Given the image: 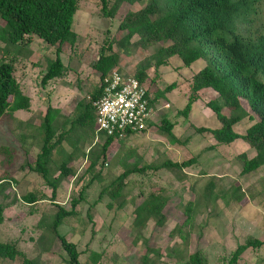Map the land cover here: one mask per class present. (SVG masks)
<instances>
[{
    "label": "rangeland",
    "instance_id": "obj_1",
    "mask_svg": "<svg viewBox=\"0 0 264 264\" xmlns=\"http://www.w3.org/2000/svg\"><path fill=\"white\" fill-rule=\"evenodd\" d=\"M147 3L119 6L116 0H79L73 19L76 41L73 45L65 43L60 49L64 73L61 78L43 85L41 79L48 61L55 58L56 46L36 36L29 45L11 44L0 33V62L14 67L21 92L30 100L28 110L6 113L0 119V147L21 142L20 154L26 167L21 179L22 194L33 191L45 197L34 206L35 213L25 214L26 218L18 225L20 228H15L14 237L21 230L20 246L32 260L31 264H67L66 254L49 229L58 211L51 200V189L38 173L29 170L41 152V124L47 107L56 110L52 114L51 143L56 142L61 133L66 134L49 158V175L58 177L59 166L68 155H72L75 172L60 182L56 200L70 210V201L83 193V201L75 214L58 228L61 235L76 245L81 264H90L93 252L100 255L98 264H187L188 256L197 251L204 257L205 264H227L235 249L248 239L264 240V168L243 174V160L239 157L244 154L251 158L254 150L240 139L222 148H210L215 144L214 137L198 132L202 127L218 129L221 126L206 106L214 99L211 92L202 93L186 116L180 113L190 95L192 74L205 66L204 60L184 66L174 56L167 65L155 68L154 55L163 43L140 46L135 36L127 44V50L119 48L125 35L119 28L124 16ZM257 11L251 24L245 27L247 35H264V3ZM2 27L0 20V30ZM108 45L119 56L116 69L133 74L143 64L148 65L144 82L151 98L160 96L154 100V118L149 122L148 133L134 134V141L129 140L127 144L126 139L114 141L102 165L103 138L95 137L93 126L78 127L74 121L77 104L89 102L99 85V73L92 64L98 59L100 49ZM173 83L176 84L173 90L164 91ZM241 103L248 113L244 101ZM224 113L228 115L229 111L224 110ZM162 119L173 124L171 133L176 141H171L167 133L159 129ZM252 123L246 117L233 129L245 134ZM192 158L195 162L181 169L161 168L166 161L181 163ZM89 164L94 165L88 168ZM133 165L146 167V170L129 176L125 187L112 197L109 194L112 183ZM17 168L7 165L0 155V178L8 177L6 172L10 170L18 183L20 171L17 173ZM12 185L10 182V188ZM149 196L166 200L162 211L165 221L161 226L156 225L155 220L139 221L143 227L136 229L134 210ZM25 209L24 212H28L29 207ZM4 226L7 224L0 227L1 233ZM6 240L0 235V242ZM13 264L22 262L16 259ZM238 264H264V245L246 249Z\"/></svg>",
    "mask_w": 264,
    "mask_h": 264
},
{
    "label": "trees",
    "instance_id": "obj_2",
    "mask_svg": "<svg viewBox=\"0 0 264 264\" xmlns=\"http://www.w3.org/2000/svg\"><path fill=\"white\" fill-rule=\"evenodd\" d=\"M79 0H0V20L3 27L0 33L11 44L29 45L34 36L50 46H56L55 58L48 61L46 72L41 79L45 84L53 79L61 78L64 65L60 59V49L65 43L73 45L76 34L73 31V19L77 12ZM148 1L147 5L136 12H128L124 16L119 28L125 32L119 42V48L127 50L129 41L137 36L140 46L161 44L154 55V66L159 68L168 64V60L177 56L184 66H190L202 59L205 66L192 74L189 83L190 95L185 108L180 112L186 116L194 102L199 101L201 94L211 92L213 100L206 106L220 123L218 129L199 128L198 132L209 133L215 139L210 148H217L230 144L238 139L245 142L255 155L247 158L244 154L239 157L243 160V174H250L264 168V35L250 36L246 34L247 24H251L252 17L258 13L257 9L264 0H116L120 6H132L136 3ZM110 15V14H107ZM119 56L112 52L111 46L100 49L98 59L92 68L99 73V83L104 75L117 67ZM148 65L143 64L135 73H128L141 83L147 77ZM121 71V70H120ZM14 67L9 63L0 62V119L6 113L25 111L30 107L29 98L21 92L20 86L14 77ZM122 72V71H121ZM147 87L148 100L151 107L154 100L160 95L151 98ZM176 84L164 89L173 90ZM100 94V87H96L89 102L77 104V116L74 122L78 127L95 128V111L92 102ZM248 107L247 113L241 103ZM224 110L229 114L225 115ZM55 109L47 107L41 127L43 129V143L41 152L37 155L34 167H29L38 173L45 184L51 189V200L58 211L53 216L50 231L57 238L61 249L67 256V264H81L80 253L74 243L68 241L58 232L62 222L75 214V209L83 201L82 191L76 199L70 201V210L59 205L56 200V190L60 182L71 175L73 158L68 155L59 166L57 178L50 177L47 167L49 158L63 138L61 133L56 142L53 138L52 114ZM253 123L246 129L245 134H238L234 126L244 118ZM151 124L148 125L150 128ZM160 130L167 133L171 141H176L171 131L173 124L162 119L158 125ZM143 133V132H141ZM95 137L102 141L100 164L107 160L108 148L114 139L94 130ZM140 134V133H139ZM134 134H128L123 140ZM94 136V135H93ZM17 148L1 146L0 155L4 156L7 165H14ZM27 153V152H26ZM98 159V158H97ZM195 159L181 163L166 161L162 167L178 169L192 165ZM94 165V164H93ZM92 164L88 165V168ZM91 167V168H92ZM25 161L20 165L24 170ZM146 167L133 165L126 168L112 183L109 194L114 197L127 184V178L134 173H142ZM0 178V224L5 220L4 210L16 195L7 192L10 182L14 181L12 171ZM92 183V181H90ZM208 190V187L207 189ZM13 194V195H12ZM13 196V198H11ZM23 207H29L26 215L35 213V205L45 199L43 195H36L33 191L20 197ZM166 200L158 196H149L146 201L135 208L133 225L136 229L143 226L139 221L155 220L161 226L165 221L163 209ZM26 210V209H25ZM188 213L187 207L185 210ZM140 222V223H141ZM142 226V227H140ZM264 245V240L250 238L245 244L239 245L227 264H238L241 254L248 248L257 249ZM0 258L2 260H20L22 264H31L32 260L17 249L16 243L9 241L0 243ZM100 255L93 252L90 255V264H98ZM187 264H205L204 257L197 251L187 258Z\"/></svg>",
    "mask_w": 264,
    "mask_h": 264
},
{
    "label": "built area",
    "instance_id": "obj_3",
    "mask_svg": "<svg viewBox=\"0 0 264 264\" xmlns=\"http://www.w3.org/2000/svg\"><path fill=\"white\" fill-rule=\"evenodd\" d=\"M99 87L92 102L97 133L121 141L128 134L147 131L154 113L144 83L115 68L102 77Z\"/></svg>",
    "mask_w": 264,
    "mask_h": 264
},
{
    "label": "crops",
    "instance_id": "obj_4",
    "mask_svg": "<svg viewBox=\"0 0 264 264\" xmlns=\"http://www.w3.org/2000/svg\"><path fill=\"white\" fill-rule=\"evenodd\" d=\"M203 92H206V91H203ZM209 92V91H208ZM145 133H148V132H145ZM134 135H131L129 136L127 139H126V144L129 140H132L134 141ZM14 147L17 148V151H16V158H14V165H16L18 168H17V173L18 171L19 172V182L17 183V181H13L12 182V188H10L7 192H13V194L16 195V199H12L10 201V203L8 204V207L4 210V218L5 220L3 221V223L0 224V227L3 225V224H7V226L4 228H2V233L0 232V235L2 236V238H6L7 240L4 241V242H0V243H5V242H9V241H12V242H15L16 243V246H17V249L21 252L24 253V251L21 249V246H20V242H21V238L20 236L18 237V234L19 232L21 231L19 229L18 231V234L15 236V233H16V230L15 228H20L18 227V225L20 226V223L23 219L26 218L25 216V207H23V204L21 202V199L20 197L22 195H25V194H22V185H21V179H23V176H25V170H21L20 169V165L23 164L24 160H23V157L21 156V151H22V145H21V142H17V143H13L12 144ZM11 145V146H12ZM218 148H222V146H219ZM162 171V169L160 170ZM16 175L14 174L13 178L15 180V177ZM25 179V177H24ZM18 212V214L16 213ZM12 213V214H11ZM17 214V215H16ZM13 215V216H12ZM5 233H7L8 235H6ZM6 236H5V235ZM21 235V234H20ZM9 239V240H8ZM15 260H9V259H5V260H2V258H0V264H13Z\"/></svg>",
    "mask_w": 264,
    "mask_h": 264
}]
</instances>
